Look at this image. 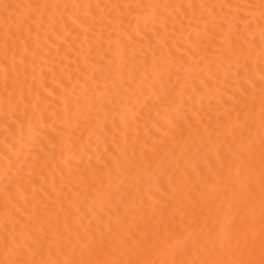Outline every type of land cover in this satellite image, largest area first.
<instances>
[{"label": "snow or ice", "instance_id": "snow-or-ice-1", "mask_svg": "<svg viewBox=\"0 0 264 264\" xmlns=\"http://www.w3.org/2000/svg\"><path fill=\"white\" fill-rule=\"evenodd\" d=\"M0 264H264V0H0Z\"/></svg>", "mask_w": 264, "mask_h": 264}]
</instances>
